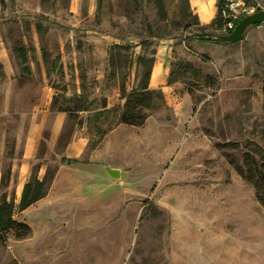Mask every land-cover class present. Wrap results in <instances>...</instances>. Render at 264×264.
Masks as SVG:
<instances>
[{
  "label": "rangeland",
  "instance_id": "obj_1",
  "mask_svg": "<svg viewBox=\"0 0 264 264\" xmlns=\"http://www.w3.org/2000/svg\"><path fill=\"white\" fill-rule=\"evenodd\" d=\"M240 1L238 17L264 10V0ZM199 25L187 0H0V56L20 64L19 48L27 62L40 50L43 63L0 77V195L16 205L24 177L46 182L38 202L14 209L31 233L0 242V264H264V209L228 162L264 144V22L196 55L183 41ZM138 55L168 65L166 84L108 148L123 94L142 81ZM73 129L86 150L61 165ZM28 137L37 150L24 160Z\"/></svg>",
  "mask_w": 264,
  "mask_h": 264
},
{
  "label": "trees",
  "instance_id": "obj_2",
  "mask_svg": "<svg viewBox=\"0 0 264 264\" xmlns=\"http://www.w3.org/2000/svg\"><path fill=\"white\" fill-rule=\"evenodd\" d=\"M97 1L99 4L100 0ZM243 1L247 2L248 0ZM224 3V0H216V14L212 21L208 24L199 25L196 29V33H194L190 38L208 41V35L223 28L225 22V19L222 16ZM241 17H237L235 19V24ZM223 30L225 32L222 33H226L231 29ZM137 61L142 67V81L137 87L131 88L123 94L122 97L124 98V103L122 111L119 114V122L128 126H140L144 121L142 110L153 108V99L156 94H160L159 89L148 87L151 60L148 61L145 55H138ZM128 63L131 64V61L129 60ZM1 75L2 72L0 65V76ZM61 161L75 162L77 160L74 158H61ZM228 162L232 165L240 178L251 186L254 199L264 209V144L259 145L256 143L253 145L252 149L243 153L242 162L240 164H237L231 157H228ZM45 189L46 182L44 178L38 179L36 176H31L23 183L16 205H14L12 199H7L4 193L0 195V242H4L9 235H12L15 239H21L29 236L31 233L30 225L24 220L14 218L13 211L15 208L21 211L32 205L44 195Z\"/></svg>",
  "mask_w": 264,
  "mask_h": 264
},
{
  "label": "crops",
  "instance_id": "obj_3",
  "mask_svg": "<svg viewBox=\"0 0 264 264\" xmlns=\"http://www.w3.org/2000/svg\"><path fill=\"white\" fill-rule=\"evenodd\" d=\"M187 3L192 13L196 15L197 20L199 21L200 25L210 23L216 14V6H215L216 0H187ZM163 42L164 43L161 44V49H162V53L164 54L167 48L172 47L173 45L169 43L171 42L170 40H165ZM183 42L185 43V49L188 52L194 53L196 55L206 53V52H216L218 49L223 50L225 46L230 45V44H222V43H218L215 41H209V40L201 41L195 38H189ZM18 54H19L20 64H12V65H10V62L12 63V60L8 58L7 53H5L4 55L5 57L0 56V65H1V72H2V75L0 77H2L3 75H6L9 79L10 75L8 74V69L12 68V70L14 71L16 69L17 74L16 75L14 74L11 77V79H9V81L11 82L12 80L18 79L20 70L32 73L34 71L36 72L38 68L43 67L42 54L40 50H36V51L34 50V54L36 58L33 60L29 59L28 62H27V58H28L29 51L28 53L27 52L25 53V51L19 48ZM22 56H23V60H22ZM52 67L53 65H51L50 68ZM44 68L46 67L44 66ZM167 77H168V65L164 64L163 61L161 65L153 64L151 66L150 76L148 79V87L153 88V89L161 88L162 85L166 84ZM65 116L66 114H65L64 109L58 110L56 114L53 116L54 120L50 124V129H49L50 133L47 136L50 153L53 152L54 154H57V152H55L53 148H55L59 139L61 138L60 131H61L62 122ZM121 125L128 126L124 123H120L119 125L114 127L112 130L108 131V133L105 135L107 136L108 142L110 143L108 145V148H111L113 146V140L117 139V137H112V136L116 132V129L119 128V126ZM87 140L88 138L83 132L73 129L70 135L67 137V140L65 141L64 146L60 151L61 158H74L77 160L75 162H78L77 158L80 157L86 150ZM35 142L36 141L34 140V137H28L26 141H24L23 149H22L24 160L25 158L31 159L35 156V153L37 150L35 146L36 145ZM94 151L95 149L92 150V156L94 157L93 159H95V157L97 158L98 156L102 155L100 151H97L98 153L97 152L95 153ZM93 159H89V160L93 161ZM75 162L61 161V165H71V164H74ZM105 167L117 169L119 171L118 178L121 176L122 171L118 167L104 165V168ZM36 177L38 179L42 178L40 177L39 172L37 173ZM26 180L28 179L24 177V179L21 182V185H23V183ZM111 197H113V195ZM40 199H38L36 202H38ZM107 202L108 201H105L104 203L99 204V207H101L100 209L102 208L108 209V207L110 208L111 203L110 202L107 203Z\"/></svg>",
  "mask_w": 264,
  "mask_h": 264
},
{
  "label": "water",
  "instance_id": "obj_4",
  "mask_svg": "<svg viewBox=\"0 0 264 264\" xmlns=\"http://www.w3.org/2000/svg\"><path fill=\"white\" fill-rule=\"evenodd\" d=\"M264 22V10L259 9L251 13L243 15L233 26V28L226 33H213L207 36L209 41H215L222 44H231L241 40L243 31L250 25H255ZM105 172L112 176L118 177L119 171L114 168L105 167Z\"/></svg>",
  "mask_w": 264,
  "mask_h": 264
},
{
  "label": "built area",
  "instance_id": "obj_5",
  "mask_svg": "<svg viewBox=\"0 0 264 264\" xmlns=\"http://www.w3.org/2000/svg\"><path fill=\"white\" fill-rule=\"evenodd\" d=\"M224 10L222 16L225 19L223 29L230 30L235 25V19L238 17L235 13V5L242 4L240 0H224Z\"/></svg>",
  "mask_w": 264,
  "mask_h": 264
}]
</instances>
